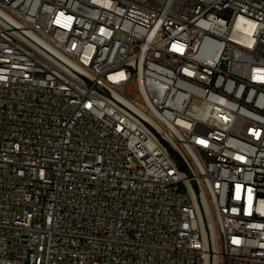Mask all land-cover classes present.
I'll return each instance as SVG.
<instances>
[{
	"label": "built area",
	"instance_id": "2783aa9c",
	"mask_svg": "<svg viewBox=\"0 0 264 264\" xmlns=\"http://www.w3.org/2000/svg\"><path fill=\"white\" fill-rule=\"evenodd\" d=\"M0 264H264V0H0Z\"/></svg>",
	"mask_w": 264,
	"mask_h": 264
},
{
	"label": "bare ground",
	"instance_id": "6f19581e",
	"mask_svg": "<svg viewBox=\"0 0 264 264\" xmlns=\"http://www.w3.org/2000/svg\"><path fill=\"white\" fill-rule=\"evenodd\" d=\"M242 22H243V20H240L237 26L241 27L242 26Z\"/></svg>",
	"mask_w": 264,
	"mask_h": 264
}]
</instances>
